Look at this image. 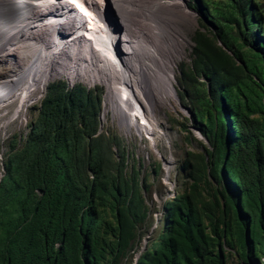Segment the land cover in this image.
Here are the masks:
<instances>
[{
  "label": "trees",
  "instance_id": "trees-1",
  "mask_svg": "<svg viewBox=\"0 0 264 264\" xmlns=\"http://www.w3.org/2000/svg\"><path fill=\"white\" fill-rule=\"evenodd\" d=\"M194 8L211 35L196 31L193 70L183 83L197 94L191 121L210 146L196 157L217 183L222 203L209 192L200 205V180L192 162L184 161L191 183L164 201L162 229L134 262L138 248L128 249L137 233L131 228L146 217L138 207L140 187L133 181L136 201L131 197L126 206L104 201L107 192L119 196L123 189L117 179L108 188L109 147L99 139L89 148L82 142L96 131V105L90 110L84 94L67 95L57 85L42 101L26 143L6 161L0 264H121L124 258L127 264H230L234 249L242 262L264 264V4L196 0ZM200 76L208 85L204 97L195 84ZM76 106L90 117L88 131L90 121L85 128L71 121ZM116 174L125 177L119 167ZM100 205H111L116 227Z\"/></svg>",
  "mask_w": 264,
  "mask_h": 264
},
{
  "label": "bare ground",
  "instance_id": "bare-ground-1",
  "mask_svg": "<svg viewBox=\"0 0 264 264\" xmlns=\"http://www.w3.org/2000/svg\"><path fill=\"white\" fill-rule=\"evenodd\" d=\"M13 1L1 0L3 15ZM20 1L26 3L23 16H30V1L38 0ZM130 1L133 4L127 0H68L70 7L80 13L79 19L77 13L71 16L72 9L64 11L57 2L47 9L59 15L50 23L43 26L40 22L44 18L37 16L22 21V29H17L13 37L0 36V48L10 43L27 48L22 53L26 62L19 71L0 80V110L12 105L10 116L25 118L24 113L39 97L45 79L68 71L84 75L86 65L93 73L92 56L98 53L97 70L107 87L104 113L111 110L125 132L134 129L144 136L156 112L170 106V99L177 97L173 71L180 52L174 28L175 7L184 6V1ZM51 3L54 0H46L40 3L44 6L41 8ZM106 8L110 13L114 11L111 17L105 14ZM117 22L120 30L114 27ZM50 33L61 35L63 42L49 43L46 36ZM117 38L122 52L114 46ZM26 40H30L31 47L25 46Z\"/></svg>",
  "mask_w": 264,
  "mask_h": 264
},
{
  "label": "rangeland",
  "instance_id": "rangeland-1",
  "mask_svg": "<svg viewBox=\"0 0 264 264\" xmlns=\"http://www.w3.org/2000/svg\"><path fill=\"white\" fill-rule=\"evenodd\" d=\"M183 1L184 6L175 7L177 17H175L174 28L177 31L176 37L180 52V57L176 59L173 71V81L177 97L176 99H170V106L161 107L156 112V118L144 136L134 131V129H131L129 133L125 132L119 121L113 118L111 110H108L106 114L104 113L107 87L103 78L99 77V69L97 70V63H99L98 53L92 56V67L95 69L93 73H90L86 65L84 75H72L73 71H68L65 74L48 79L42 98L37 103H34V105H30L24 114L25 121L22 124L9 120L4 126L3 122L6 116L0 117L1 180L5 175V165L11 150L14 151L22 148L33 132L35 119L38 117L42 101L45 99L50 88L56 92L55 86L59 85L67 95L80 91L81 94L85 95L82 98L83 101L89 100L88 106L90 110H93L94 104L96 105L94 107L96 113L93 115L96 120V131L91 136L85 134L82 142L86 148H89L90 145H95L99 139L104 147H109L106 156L111 160L108 165L113 176L107 179L108 188L110 189V184L113 185L114 180L117 179L121 181L123 189L119 191V196H115V190H113L112 194L107 192L104 201L114 203L115 208L122 204L126 206L131 201V197L135 200L137 194L133 181H136L140 187L142 202L140 206L138 204V207L146 212V217L143 221H136L131 228L133 234L134 231L137 233L135 242L128 249V253L130 254L138 248L133 254V258L140 248H143L145 242L147 243L158 237L162 229L159 224L164 220V214L161 210L164 201L174 195L176 191L181 193L191 183V178L188 175L190 167L183 168L184 161L189 159L192 162L194 171L200 180V191L202 194L200 197L201 202H199L200 205H204L203 201L208 199L207 194L209 192L218 199L219 204L223 201L221 194L216 191L218 189L217 183L205 173L202 161L196 157L198 153L205 154V151L210 146L200 129L193 125L191 121L193 102H195L197 94L193 95L191 89L189 94L183 83L185 74L192 73L193 70L192 63L194 57L192 49L194 47L193 39L196 31L201 30L209 33V35L211 33L209 32L210 29L208 31L203 27V18L194 8L196 0ZM260 1L264 4V0ZM127 3L129 5L133 4L129 0H127ZM104 12L109 17L114 14V11L110 13L107 8ZM115 16L117 15L115 14ZM114 27L120 30V22L114 23ZM114 46H116L119 52L121 51L120 39L117 38ZM85 63L87 64L86 61ZM13 69H15L13 66H4V62L1 60L0 79L6 77L10 72L12 73L13 71L11 70ZM197 79L198 81L195 84L197 89L200 90L198 94L204 97L208 89L207 81L202 76ZM178 102L185 109H181ZM85 112L82 108L76 106L71 121H73L76 127L81 126V128H85V125H87L86 121L87 123L90 121L89 126L84 129L88 131L91 126V120L90 117L85 116ZM103 116L104 120L102 119ZM188 153H192V156L189 157ZM118 167L123 171L124 178L127 181H123L124 178L121 177L116 178ZM90 177L92 178V174H90ZM126 184L130 185L128 190L125 189ZM171 185L172 189L169 190ZM99 210L106 215V220L113 227H116L111 205H100ZM214 214L217 217L216 222L220 223L221 221L219 220L222 218L220 212ZM235 250H233V256L230 257V264H260L257 260L242 262L238 256V251ZM260 256L261 260L264 261V253ZM127 262V258L120 261L121 264H127Z\"/></svg>",
  "mask_w": 264,
  "mask_h": 264
},
{
  "label": "built area",
  "instance_id": "built-area-1",
  "mask_svg": "<svg viewBox=\"0 0 264 264\" xmlns=\"http://www.w3.org/2000/svg\"><path fill=\"white\" fill-rule=\"evenodd\" d=\"M38 1L37 2L30 1L32 2V7H30L31 8L30 11H32V14L30 16H26L27 14L23 16L24 9L26 8V3H22L20 0H14L7 7H5L6 15H3L4 13L2 14V12H0V36H5V39H7L8 37H13V35L16 34V32L18 31L17 29L19 28L22 29L21 27L22 21L26 22L30 20L31 18L35 19L37 16L44 18V20L40 22L41 24H43V26L46 25L48 21L50 23L51 21H53L54 18L59 17V15L55 12L53 13L49 12L47 11V9L50 8L52 4H56L57 2L62 5L64 11L69 12L70 9H72L71 16L74 13H77L76 19L80 18V13H78L76 9H73L70 7L68 0H54V3H51L49 5L47 4L48 6L43 9L41 7H44V6H41V4L43 2H46V0H38ZM0 4H1V0H0ZM83 11H87V10H83ZM64 33L68 34V31H64ZM46 37L49 43L57 44L59 41L61 43L63 42L61 35H55L54 33H50ZM25 46L26 47L32 46V44L30 43V40L25 41ZM26 49L27 48L22 47L20 44H14V43L5 44L1 46L0 61L2 60L4 62V66L15 67V69L11 70L13 72L12 73L10 72L9 74H7L6 77L11 76L12 74L18 72L19 69L23 66V63L26 62V59L22 56V53ZM59 75L60 74L56 76H59ZM6 77L1 78L0 80H3ZM47 80L48 79H45L44 86L39 94V97L34 101V103H37L42 98L43 90L47 84ZM34 103L32 105H34ZM7 107L0 110V117L6 116V119L3 122L4 126H5V123H7L9 120L17 121L18 124H22L25 121V118H23V116L20 119H14L13 117H11L10 112L13 106L9 105V107L8 108Z\"/></svg>",
  "mask_w": 264,
  "mask_h": 264
},
{
  "label": "clouds",
  "instance_id": "clouds-1",
  "mask_svg": "<svg viewBox=\"0 0 264 264\" xmlns=\"http://www.w3.org/2000/svg\"><path fill=\"white\" fill-rule=\"evenodd\" d=\"M180 104H181V103H180ZM178 105H179V102H178ZM174 194H175V193H174ZM172 196H173V195H172ZM172 196H171V197H172ZM171 197H170V198H171ZM167 199H168V198H167ZM145 247H146V242H145L143 248H140L139 251L141 252L142 250L145 249ZM140 252L138 253V255L136 254V255L134 256V258H133V261H134V262H136V260H137V258H138V256H139Z\"/></svg>",
  "mask_w": 264,
  "mask_h": 264
},
{
  "label": "water",
  "instance_id": "water-1",
  "mask_svg": "<svg viewBox=\"0 0 264 264\" xmlns=\"http://www.w3.org/2000/svg\"><path fill=\"white\" fill-rule=\"evenodd\" d=\"M179 106L181 109H185L184 106L182 104L179 103Z\"/></svg>",
  "mask_w": 264,
  "mask_h": 264
}]
</instances>
